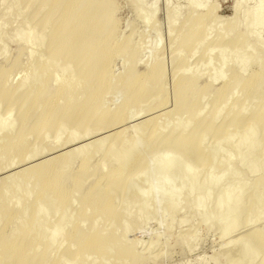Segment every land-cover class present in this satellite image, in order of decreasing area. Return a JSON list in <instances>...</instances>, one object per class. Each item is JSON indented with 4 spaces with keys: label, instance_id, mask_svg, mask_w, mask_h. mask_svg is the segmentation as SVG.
Instances as JSON below:
<instances>
[{
    "label": "bare ground",
    "instance_id": "1",
    "mask_svg": "<svg viewBox=\"0 0 264 264\" xmlns=\"http://www.w3.org/2000/svg\"><path fill=\"white\" fill-rule=\"evenodd\" d=\"M129 1L141 33L119 0H0V170L25 163L0 176V264H159L213 223L225 264H264V0H163L166 47L159 0Z\"/></svg>",
    "mask_w": 264,
    "mask_h": 264
},
{
    "label": "rangeland",
    "instance_id": "2",
    "mask_svg": "<svg viewBox=\"0 0 264 264\" xmlns=\"http://www.w3.org/2000/svg\"><path fill=\"white\" fill-rule=\"evenodd\" d=\"M149 1L152 2L153 0H147V2H149ZM216 1L219 4L218 15L221 16V17H223V18H229L232 15V13H233V10H232L233 0H216ZM257 1H259V0H250V2L248 4L249 5H252V4H255ZM171 2L173 3V4L172 3L171 4L174 5V4H176V2L177 3H183V0H177V1L176 0H171ZM119 4H120V10L118 12L119 13L118 16H119V19H120V22H121L120 23L121 30L124 31V33H126L128 31V28L126 27V26H128L127 25L128 23H133L135 25L136 29L140 33L142 31H144V30H147L145 24L140 19L137 18L136 12L134 11L133 6H131L129 0H119ZM163 11H164L163 0H159V2H158V10H157V13H156V19L158 20L159 24H162V23L164 24V22H163L164 21V18H163L164 17V12ZM164 28H165V25H163L162 29H160V31H159L160 34L162 32V34H161V37L162 38H164L165 36L168 37L167 34L165 33V31L163 33V29ZM138 35H139V33H138ZM163 35H165V36H163ZM165 38L162 39V46L163 47H166L167 46L166 44L169 41V37L166 38V39ZM262 38H264V31L262 32ZM164 40H166V41H164ZM9 47H10L9 50L13 51V49L15 48V43L14 42H10L9 43ZM145 58H147V56ZM0 61H1V59H0ZM191 62H192L193 65L196 64V58L193 57L191 59ZM140 67L143 68L144 67V63H141L140 64ZM121 68H122L121 62L120 61H117L116 64H115L114 69L118 72V71H121ZM256 69H257V66L256 65H252L251 66V70H256ZM15 77L17 79L18 75L15 76ZM19 78L20 77H18V79ZM215 84L218 85L219 82H217ZM114 99L115 98L113 97L111 99L110 103H113L114 102ZM169 107H170V105H169ZM144 115L145 114H143V116ZM139 116L140 115H138V117L137 116H134V117H132V119H129V121L126 123V124H128L127 126H131V124L133 125V123L135 124V123L141 121V119L143 120V117L140 118ZM145 116H144V118L148 117V116H146V117ZM99 134L98 135L96 134L97 136L96 135H90V136L85 137L83 139L81 138V141L82 140L85 141L87 139L86 141H90L91 142V140H93L94 138L97 139L98 136L99 137L103 136L102 135L103 132H101V136ZM75 138L76 137L72 138L73 140L70 139L71 140L70 141L71 143L70 142L68 144L65 143L64 144L65 146H63V147L61 145L62 148L60 146H58L57 147V151H56V148H55L54 149L55 152L52 151L53 154L56 153V152L59 153L58 151L60 149H61L60 152H62L63 149H65V150H69L70 149L71 150V149H73L74 146L76 147L77 144H79L81 141L79 140V138H77V139H75ZM138 148H136L134 150V152L137 151V150H139ZM51 154H52L51 152L50 153L49 152L44 153V154H42L43 157L40 154V156H37V158L38 157L39 158L38 159L35 158V159L36 160H40V159L45 158L46 156H49ZM21 163H23V164L19 165L17 163V166H16L17 168L11 166L10 168H7V170H5V171H4V169L0 170V176L3 175V174H4L3 176L10 175V173L12 172V169L17 170L18 168L19 169L24 168L25 167V163L24 162H21ZM6 173H8V174H6ZM12 173H14V170H13ZM178 179L179 178H173V179H171V182L172 183H176ZM158 181H159V178H155L154 179V183H156ZM156 220H155V218L151 219L148 222V224H147V228L145 227V229H141V230H138L137 229L138 231L137 230H133L134 232L131 231V233L129 234V237H131V238H133L135 240L136 239L137 240H141V247L143 246V244L147 245L145 243V242H147V240H148V243L152 242L156 238V233H157L158 227H159L158 221H156ZM261 220L259 221L260 223L258 222L259 224H257V225L264 224V219L262 221ZM208 225L209 226H204L202 229H198L199 230V234L196 237V240L194 239L191 242V247L188 248L187 252L181 253L179 251V249H176L175 252L173 253V255L170 258H168V259H162L161 258L159 264H225L227 262V259H226L227 258L226 257L227 255H226V253L224 252V250L220 246L223 240L219 236V233H218L219 232V229L217 228V224L216 223H213V224H211V226H210V224H208ZM252 226L250 225V226H241V227H239L237 230H235V232L232 233V235H231L230 238H234L235 236H238V235H241V234H244V233L246 234L250 230V227H252ZM211 227H213L212 229H214V230H211L210 229ZM185 229H186V226H184V225H181L180 228H179V226H177V228H175L174 231L168 233V235L170 237H172V238L175 237L176 238V241L177 242H180L179 241V238L177 237V235L181 234V232H184ZM209 229H210V231L208 232ZM142 230H144V231H142ZM182 230H184V231H182ZM142 242H144V243H142ZM145 245L143 247H145ZM161 247H162L161 244L157 245L156 249H154L155 252H158L161 249Z\"/></svg>",
    "mask_w": 264,
    "mask_h": 264
}]
</instances>
